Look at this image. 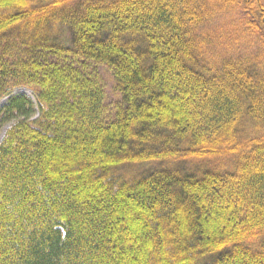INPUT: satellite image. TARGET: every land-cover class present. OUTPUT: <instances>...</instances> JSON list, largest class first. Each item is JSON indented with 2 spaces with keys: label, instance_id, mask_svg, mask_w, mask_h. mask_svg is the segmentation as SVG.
Masks as SVG:
<instances>
[{
  "label": "trees",
  "instance_id": "trees-1",
  "mask_svg": "<svg viewBox=\"0 0 264 264\" xmlns=\"http://www.w3.org/2000/svg\"><path fill=\"white\" fill-rule=\"evenodd\" d=\"M219 20L224 42L203 35ZM19 87L36 103L0 109V264H264V0H0V101Z\"/></svg>",
  "mask_w": 264,
  "mask_h": 264
},
{
  "label": "rangeland",
  "instance_id": "rangeland-1",
  "mask_svg": "<svg viewBox=\"0 0 264 264\" xmlns=\"http://www.w3.org/2000/svg\"><path fill=\"white\" fill-rule=\"evenodd\" d=\"M231 23L227 20H219L210 27L206 28L203 31V35L209 36V38L213 41L218 42H224L228 39V31L231 29V26H234V23ZM240 33H238L239 37ZM55 37H57L59 40L68 42L69 40V33L64 28H57L55 31ZM234 37V36H232ZM235 41V40H232ZM235 44V42H232ZM250 43V41H243L242 44ZM256 43H252V45L249 47L252 51H255ZM234 48L237 49V46L234 45ZM215 58L213 61L217 65H221L222 58L226 57L227 53H222L219 51H215ZM227 56L226 58H228ZM99 72L102 76L103 83L105 85V91H106V102L107 104H113L115 103L119 98V94H117L115 91V81L112 77V75L109 73V71L103 67H99ZM28 92V93H26ZM25 96L32 100L34 103H36V95L31 91L29 88L26 87H19L15 89L10 96L2 99L0 101V109L6 106L12 99ZM6 129V128H5ZM5 130L1 134V138L4 135ZM251 137V136H250ZM233 157H217L213 159H205V160H189V161H168V162H150V163H144V164H138V165H130L124 169H122L119 173L121 175H124L126 179L128 180H136L148 173L160 171V170H171V171H179L183 175H192L197 174L201 175L205 171H217V172H227L234 174L236 172V159Z\"/></svg>",
  "mask_w": 264,
  "mask_h": 264
},
{
  "label": "bare ground",
  "instance_id": "bare-ground-1",
  "mask_svg": "<svg viewBox=\"0 0 264 264\" xmlns=\"http://www.w3.org/2000/svg\"><path fill=\"white\" fill-rule=\"evenodd\" d=\"M26 93H28V92H26Z\"/></svg>",
  "mask_w": 264,
  "mask_h": 264
}]
</instances>
